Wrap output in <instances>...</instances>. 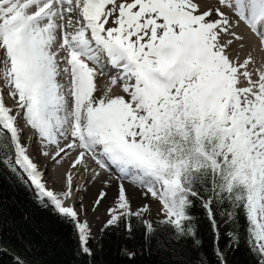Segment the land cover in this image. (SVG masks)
Masks as SVG:
<instances>
[{"label":"snow or ice","instance_id":"snow-or-ice-1","mask_svg":"<svg viewBox=\"0 0 264 264\" xmlns=\"http://www.w3.org/2000/svg\"><path fill=\"white\" fill-rule=\"evenodd\" d=\"M252 42L264 50V0H217L206 8L200 0H0V66L15 101L8 107L0 98V172L73 224L85 264H94L92 237L81 219L87 209L75 207L73 173L87 170L86 157L101 170L114 168L121 181L101 232L121 221L131 231L127 218L148 211L131 209L128 180L158 202L169 239L196 247L190 209L199 198L217 264H230L243 215L245 246L264 264V67L254 70L252 56L235 51L236 43L243 49ZM105 60L126 96L94 94ZM25 127L41 155L57 164L68 157L71 171L59 189L47 186L46 170L25 146ZM47 145L54 150L43 151ZM107 198L100 191L94 203ZM17 212L0 200V262L42 264L27 231L32 217ZM5 231L15 244L5 242Z\"/></svg>","mask_w":264,"mask_h":264},{"label":"trees","instance_id":"trees-1","mask_svg":"<svg viewBox=\"0 0 264 264\" xmlns=\"http://www.w3.org/2000/svg\"><path fill=\"white\" fill-rule=\"evenodd\" d=\"M15 180L16 177L8 171L0 172V200L13 214L18 215L17 210L23 208L32 217L33 227L27 231L35 243L34 258L42 264H85V258L76 255L78 246L73 226L50 208L41 206L29 188L15 183ZM201 196H204L203 191ZM192 201L190 214L197 226L196 237L201 241L199 247L190 240L169 239L172 229L163 223L154 226V232L149 234L145 218L130 216L127 223L131 225V231L126 230L125 221L100 231L97 245L92 250L94 264H217L205 209L201 207L199 198H192ZM212 207L216 209L215 205ZM216 219L221 221L219 214ZM236 228L240 233V244L235 251L228 253L230 264H258V257L245 246L243 215H240ZM223 231L222 227V234ZM3 236L5 242L16 243L12 231H5ZM126 253H135V256L130 260ZM0 264H8V257H3Z\"/></svg>","mask_w":264,"mask_h":264},{"label":"bare ground","instance_id":"bare-ground-1","mask_svg":"<svg viewBox=\"0 0 264 264\" xmlns=\"http://www.w3.org/2000/svg\"><path fill=\"white\" fill-rule=\"evenodd\" d=\"M201 3H204V6L205 7H208V6H213L215 4V2L211 1V0H200ZM244 30H238V33H243ZM231 37L230 36H226L224 40H228L230 39ZM246 43V41H245ZM247 44V43H246ZM235 50H237V53H240V51H245L247 49L243 48V49H240L238 50V48H235ZM250 55V54H249ZM252 55H255L257 57H259V55H256V54H252ZM241 59L244 58V56L240 57ZM253 58V57H252ZM260 58V57H259ZM254 64V63H253ZM252 68H253V65H252ZM119 75L118 73V70L116 69H113L111 66L109 65H105L104 67V71H103V74L102 75H96L95 77V82L100 85V87L103 85L105 87V89H108L110 92H115L114 90L116 88H109V87H113V85H116V84H113L111 81H112V78L113 77H117ZM113 76V77H112ZM112 77V78H111ZM119 84V83H118ZM4 91H2L3 93ZM123 95H126L123 93ZM5 102V101H4ZM6 103V102H5ZM8 107H11L12 106V102L10 101L9 104H7ZM25 132H22V134H24ZM28 136H29V145H31L32 143V140H33V137H32V133L28 131ZM55 148L54 145H52V149L49 151H53ZM32 149H33V145H31V147L29 148V152L31 150L32 152ZM51 158V156L49 157H46L45 161L41 162L42 166H40V169L42 171L43 167H45V165H48V162H49V159ZM68 158V157H67ZM89 159H91L90 157H86V161ZM84 167V166H83ZM46 168V167H45ZM82 168V167H81ZM48 168H46L45 170H47ZM65 169H68L69 171H71V168H70V162L69 160L66 161V164L60 168H57L56 169V172H55V175H49V176H45V180L47 182V186L49 188H55L57 189L58 187H61V182H62V174L65 173ZM83 169V168H82ZM101 170V169H100ZM104 172L103 174V177L101 179H98L97 177L98 176H95V172H93V174L91 173H88L87 171H81L79 173V175L73 173V179H74V182H75V188H76V191H74L73 195H74V203H75V207L77 208H82V209H87V213L88 211L90 210L89 206H87L86 204H83L81 206H78L79 203H87L89 202V196L91 195V193H93V191L95 189H105V191L107 192V197L109 195V188L111 186H113V184H116L118 185L120 182H112V181H108V178H113L114 180L118 179V175L116 174V172H114L113 169H110L108 171H105V170H101ZM114 176V177H113ZM130 184L132 185H136L138 186L137 184H134L132 182H130ZM125 185L127 186V189L131 192L130 194H132L133 196H138V197H141L142 199L140 200V202H144L146 201V199H148V197H145L144 195V190H141L140 192L142 193V195L140 194V192H137V188H134L132 189V186H129L128 184L125 183ZM131 189V190H130ZM136 190V191H135ZM85 192V196L83 197V200H79V196H77L80 192ZM143 196V197H142ZM134 202V201H133ZM100 205H105L106 206V200L103 201V203H101ZM85 214L83 211H81V217L82 216H86L88 214ZM105 215V212H97V213H94L90 218L94 217L95 219H99L100 217H103Z\"/></svg>","mask_w":264,"mask_h":264},{"label":"rangeland","instance_id":"rangeland-1","mask_svg":"<svg viewBox=\"0 0 264 264\" xmlns=\"http://www.w3.org/2000/svg\"><path fill=\"white\" fill-rule=\"evenodd\" d=\"M217 2V1H216ZM201 7L202 8H206L204 6V3H201ZM225 38V36L223 37ZM64 65H61V68H63ZM97 73H99L97 71ZM60 83L63 84H67V78L65 77V80L63 78V75L61 76V80L60 78H58ZM66 81V83H65ZM96 87H97V91L94 93L97 96H103V97H110L112 96L111 94H109L107 91V89L105 90V87L102 85L100 87V85H98L96 83ZM4 95L3 100L4 101H9L13 100L12 97H10L7 93H3ZM109 95V96H108ZM1 97V98H2ZM22 138H23V142L25 144L26 147L29 146V136L27 133L22 134ZM31 145H33V149H32V153H35L34 155V159L38 160V164L40 166H42L41 162L45 161L46 157L41 155L37 149H41V145L39 144L38 140L35 144L31 143ZM52 148V145H47L43 147V151H50ZM31 153V152H30ZM46 168H48L46 170L45 176H49V175H55L56 169H57V163L54 160H50L48 165H45ZM45 167H43V169H46ZM116 182H121L119 179H116ZM124 183L127 184V181H123ZM116 184H113V186H111L109 188V195L108 198L106 199V206L104 205H95L94 203V197L100 192V191H105V189H95L93 191V193H91V195L89 196V202L85 203V202H81L78 204V206H81L83 204H86L87 206H89L90 210L88 211V215L86 216H82L81 219L85 220L88 222L89 226H90V232H91V240H90V247L93 250L96 247V240L99 234L100 229L104 226L106 219H107V208L110 206V202L113 199V195L114 192L116 190ZM133 187H135L134 185L132 186V189H134ZM131 190V189H130ZM128 191V195L130 197V206L131 209L136 212L139 211L141 208H143L144 205H148V211L143 212L142 217L146 219L147 222L151 223L152 227L156 226V225H160L162 223L163 220V214L162 212H158V202H156L153 198H150L148 196V199H146V201L144 202H140V200L142 199L141 197L138 196H133L132 194H130L131 192L127 189ZM141 190L137 191L140 192ZM140 194L142 195V193L140 192ZM78 196L80 197L79 200H83V197L85 196V192H80L78 194ZM143 197V196H142ZM134 201V202H133ZM97 212H105V215L103 217H100L99 219H95L94 217L90 218L94 213ZM75 238H76V230H75ZM77 242V241H76ZM78 245V244H77Z\"/></svg>","mask_w":264,"mask_h":264}]
</instances>
